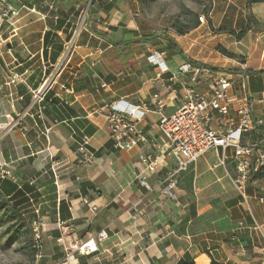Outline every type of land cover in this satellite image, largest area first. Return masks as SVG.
<instances>
[{
	"label": "crops",
	"instance_id": "1",
	"mask_svg": "<svg viewBox=\"0 0 264 264\" xmlns=\"http://www.w3.org/2000/svg\"><path fill=\"white\" fill-rule=\"evenodd\" d=\"M7 2L15 15L0 24V191L28 222L35 212L44 217L34 264H61L57 239L70 247L96 241L102 230L107 238L96 242L97 252H73L68 264H264V175L250 174L244 202L230 181L231 148L210 149L189 164L174 198L161 188L175 160H159L147 176L150 189L138 180L140 157L155 155L162 138L151 96H160L169 115L184 97L181 64L236 70L211 56L243 30L255 127L240 142L264 139V0H211L208 25L181 36L150 26L139 0ZM153 51L165 72L148 62ZM118 100L151 109L139 123L148 142L131 151L109 137L106 115ZM85 138L89 162L78 152Z\"/></svg>",
	"mask_w": 264,
	"mask_h": 264
},
{
	"label": "built area",
	"instance_id": "2",
	"mask_svg": "<svg viewBox=\"0 0 264 264\" xmlns=\"http://www.w3.org/2000/svg\"><path fill=\"white\" fill-rule=\"evenodd\" d=\"M15 12L7 2L0 0V24L7 22ZM198 22H205L204 15L198 16ZM153 66L161 72L166 71L162 54L153 51L147 57ZM178 72L185 75L182 82L184 97L178 108L173 113H164V101L158 94L151 96L152 112L158 115V130L161 141L153 144L155 155L140 157L144 169L140 172L138 180L142 186L150 189L147 176L154 173L162 162L168 159L175 160L174 166L166 172L161 193L169 198H174L179 175L187 166L194 163L202 154L210 149L220 148L233 150L235 174L230 178L231 184L246 202L245 188L250 174L264 168V149L262 139L259 143L240 142L242 135L254 130L255 123L252 119L253 101L246 89L249 78V69L245 63L237 64L236 70L225 71L194 66L184 62L178 67ZM201 84L205 91L200 93L193 89ZM237 86L240 93L234 95L231 89ZM33 100L41 102L40 91L33 92ZM151 109L147 105L135 106L124 100H118L109 105L106 115L109 137L118 149L131 151L140 143L148 142L139 123ZM214 122V127L212 123ZM88 139L85 138L78 146L81 160L89 162L93 156L87 149ZM222 156L219 164H223ZM8 175V173H7ZM264 204V197L258 199ZM44 217L35 212L30 228L33 234L36 258L41 252V228ZM107 238L105 230L97 234L96 241L86 240L64 246L63 238L57 242L64 247L65 257L61 264H68L73 257V252L79 255H90L97 252L96 242Z\"/></svg>",
	"mask_w": 264,
	"mask_h": 264
},
{
	"label": "rangeland",
	"instance_id": "3",
	"mask_svg": "<svg viewBox=\"0 0 264 264\" xmlns=\"http://www.w3.org/2000/svg\"><path fill=\"white\" fill-rule=\"evenodd\" d=\"M139 4L142 16L150 26L164 34L172 33L175 36H181L179 30L186 31L188 27L198 24L200 15H204L207 26V14L212 6L211 0H139ZM84 18L85 15L81 22ZM243 34L241 31L235 37L240 43L233 44L236 40L228 38L217 45L214 49L217 53H213L211 58H226L235 64L244 63V40H241ZM11 208L6 204L0 210V264H34L29 222L21 214H13Z\"/></svg>",
	"mask_w": 264,
	"mask_h": 264
},
{
	"label": "trees",
	"instance_id": "4",
	"mask_svg": "<svg viewBox=\"0 0 264 264\" xmlns=\"http://www.w3.org/2000/svg\"><path fill=\"white\" fill-rule=\"evenodd\" d=\"M195 26V25H194ZM194 26H191V27H188L187 29H186V31L188 32L190 29H192ZM186 31H183V30H179L178 32H179V34L180 35H183V34H185V33H187ZM242 32H244V30L242 31ZM224 52V51H223ZM226 55H228V56H231V55H229L228 53H225ZM194 66L196 65V64H194V63H192ZM198 65V64H197ZM256 175L258 176V177H262L263 175H264V168L263 169H260L259 171H257L256 172ZM0 200H1V207H0V210L4 207V205H6V204H9V201L8 200H5V197L3 196V194L1 193V191H0ZM10 205V204H9ZM11 206V205H10ZM12 208H11V211H13V214H21L20 212H19V210L18 209H16V208H14L13 206H11ZM14 217V216H13ZM30 223H31V221L29 222V225H30ZM31 231V230H30ZM31 234H32V231H31ZM16 238V235H14V239ZM33 245H34V239H33V234H32V243H31V249H32V255H33V257L35 258V256H36V251L34 250V248H33Z\"/></svg>",
	"mask_w": 264,
	"mask_h": 264
}]
</instances>
